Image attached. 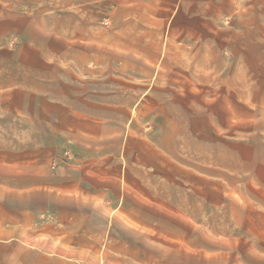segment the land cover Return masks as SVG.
Listing matches in <instances>:
<instances>
[{"label":"crops","instance_id":"0c3cea01","mask_svg":"<svg viewBox=\"0 0 264 264\" xmlns=\"http://www.w3.org/2000/svg\"><path fill=\"white\" fill-rule=\"evenodd\" d=\"M253 1L240 15H264V0ZM197 2L205 4L204 10L197 11ZM214 2L0 0V15H13L20 37L12 85L0 91V194L13 201L32 197L36 208L38 198L45 201L44 211L51 213L40 227L47 240L68 247L46 259L58 263L72 258L77 264H100L103 258L115 264L143 260L146 253L134 248V231L140 237L150 227L146 200L155 196L154 201L164 202V195L149 190L152 168L143 141H135L141 144L139 160L125 172L122 161L134 142L115 136L120 131L124 135L128 121L118 125L116 101L118 96L133 100L146 94V88L135 84H150L157 68H195L197 59L208 58L203 49L208 39L199 42L196 37L211 35L209 22L198 21L197 15H228L225 9L209 11L206 5ZM101 15H108L109 26L97 24ZM101 30L107 36L108 60H84L81 41L100 36ZM178 44L188 45V64L178 59ZM132 110L133 104L123 113ZM57 153L61 162L56 166ZM48 166L56 168L54 174ZM135 184L140 187L134 189ZM15 201L18 218L12 226L21 228L22 217L34 209ZM5 207L0 203V209Z\"/></svg>","mask_w":264,"mask_h":264},{"label":"rangeland","instance_id":"374dc122","mask_svg":"<svg viewBox=\"0 0 264 264\" xmlns=\"http://www.w3.org/2000/svg\"><path fill=\"white\" fill-rule=\"evenodd\" d=\"M216 1L206 5L208 10L220 14L225 9L228 15H197L198 21L209 22L211 35L196 37L208 39L203 47L208 58L197 59L195 68H157L150 84H135L146 94L116 101L118 125L128 121L124 135L115 136L134 142L122 161L125 172L139 160L141 144L135 141H143L152 168L149 190L164 195V202L154 201L155 196L146 200L150 227L140 237L134 231V248L146 254L134 264H264V15H240L254 6L253 0ZM204 7L197 2V11ZM12 17L0 15V91L12 85L19 53ZM109 23L108 15L97 21L100 27ZM106 38L101 30L100 36L81 41L82 58L108 60ZM180 45L175 52L188 64L184 51L189 47ZM173 71L175 77L166 76ZM131 104L133 110L124 115L123 108ZM56 159L57 166L60 153ZM55 171L48 166V172ZM133 175L140 181L138 172ZM11 197L0 194L6 205L0 209V264H77L72 258L58 263L45 258L68 248L47 240L40 227L51 213H45V201L38 198L36 208L32 197L16 198L22 208L34 209L18 228L12 226L18 214ZM100 264L115 263L103 258Z\"/></svg>","mask_w":264,"mask_h":264}]
</instances>
